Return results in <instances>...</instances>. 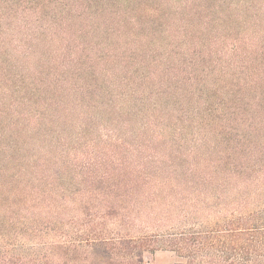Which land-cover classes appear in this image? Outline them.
I'll list each match as a JSON object with an SVG mask.
<instances>
[{
	"label": "trees",
	"instance_id": "16d2710c",
	"mask_svg": "<svg viewBox=\"0 0 264 264\" xmlns=\"http://www.w3.org/2000/svg\"><path fill=\"white\" fill-rule=\"evenodd\" d=\"M264 264V0H0V264Z\"/></svg>",
	"mask_w": 264,
	"mask_h": 264
},
{
	"label": "rangeland",
	"instance_id": "374dc122",
	"mask_svg": "<svg viewBox=\"0 0 264 264\" xmlns=\"http://www.w3.org/2000/svg\"><path fill=\"white\" fill-rule=\"evenodd\" d=\"M144 264H173L176 255L169 249H156L143 254Z\"/></svg>",
	"mask_w": 264,
	"mask_h": 264
}]
</instances>
